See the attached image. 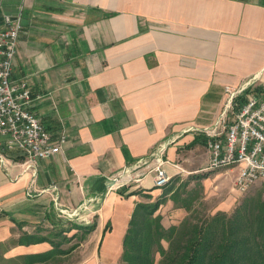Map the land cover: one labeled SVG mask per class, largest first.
I'll return each instance as SVG.
<instances>
[{
  "label": "crops",
  "instance_id": "1",
  "mask_svg": "<svg viewBox=\"0 0 264 264\" xmlns=\"http://www.w3.org/2000/svg\"><path fill=\"white\" fill-rule=\"evenodd\" d=\"M18 11L11 77L27 82L30 109L52 139L66 140L35 171L24 169L19 151L7 154L1 264L51 249L47 241L17 243L25 234L73 233V224L93 222L81 241L92 240L95 253L84 262H116L136 203L159 199L162 187L149 175L106 192V176L160 143L171 179L206 170L207 138L195 128L218 116L224 87L249 81L247 90L264 97V0H0V29ZM156 213L169 227L186 211L167 195Z\"/></svg>",
  "mask_w": 264,
  "mask_h": 264
},
{
  "label": "built area",
  "instance_id": "2",
  "mask_svg": "<svg viewBox=\"0 0 264 264\" xmlns=\"http://www.w3.org/2000/svg\"><path fill=\"white\" fill-rule=\"evenodd\" d=\"M22 21L20 11L5 14L4 26L0 29V169L5 166L7 154L17 150L25 159L24 169L31 167L35 171L39 159L62 151L66 135L52 139L30 109L32 96L27 82L11 77ZM248 88L249 81L240 87L225 86L224 103L218 116L211 124L195 128L207 138L206 170L237 168L234 184L240 193L264 179V97L248 92L245 101L231 112L228 120V109H232L236 98ZM165 147V143H160L146 156L106 176V192L138 184L149 175L154 186L165 187L172 178L165 168L169 163L164 156ZM172 166L180 170L175 162ZM51 188L56 190L54 184ZM31 195L32 192H28V196ZM61 212L73 216L77 209H61Z\"/></svg>",
  "mask_w": 264,
  "mask_h": 264
},
{
  "label": "trees",
  "instance_id": "3",
  "mask_svg": "<svg viewBox=\"0 0 264 264\" xmlns=\"http://www.w3.org/2000/svg\"><path fill=\"white\" fill-rule=\"evenodd\" d=\"M189 183L190 178L182 181L174 177L163 187V195L158 200L136 203L123 236L122 262L154 264L158 253V264H264V194L244 197L229 214L217 211L193 219L192 205L199 192L194 187L188 188ZM167 195L174 206L188 211V215L179 224L164 227L156 212ZM73 227L82 231L83 236H79L82 239L94 229L95 223L73 224ZM46 238L28 234L16 242L28 244ZM162 240L168 243L167 247ZM75 246L66 250L54 247L34 258L47 260L54 252L64 254Z\"/></svg>",
  "mask_w": 264,
  "mask_h": 264
},
{
  "label": "rangeland",
  "instance_id": "4",
  "mask_svg": "<svg viewBox=\"0 0 264 264\" xmlns=\"http://www.w3.org/2000/svg\"><path fill=\"white\" fill-rule=\"evenodd\" d=\"M248 92H252V91L249 89L246 92L239 95L234 101L232 109H228V120L231 118V112L236 111L235 109H237V107L242 103L241 102L242 100L245 101L246 97L248 96ZM234 176H235V170H233V168L231 167H222L215 170H203L193 175L182 176V181L190 178V183L188 185V188L194 187L199 192L198 198L193 202L192 205L191 214L193 219L196 218L199 219L204 216L214 214L217 211H224L229 214L233 211L235 206L244 197L256 196V195H260L261 197H263L264 179L257 181L247 191L240 193L235 188ZM163 190L164 189L162 188V194L160 197H162L163 195ZM187 215H188V211H186V214L183 218H185ZM65 229L66 227L57 229L55 231L46 232L45 235L47 238L44 241H47L52 246L50 250H54L53 249L54 247L58 249L61 248L66 250L70 246L76 245L70 252L60 254L56 251L53 253V255L49 256V258H51L52 261L34 258V255H39V254L26 255L24 256L26 257V261H24L23 263L24 264H89L88 262H84V260L91 258L92 254L94 255L95 253V248L92 245V240L86 239L85 241L82 242L81 241L82 239H80L79 237L82 235L81 230L80 232H78L77 229L73 228L74 231L72 233L71 231L72 228H68V230ZM68 233L70 234L69 236H67ZM72 238L74 239L72 240ZM162 241L164 246L167 247L168 243L164 240ZM37 242H41V241H37ZM33 243L35 242L32 241L31 244ZM57 243L60 244L59 245L60 247L58 246ZM0 248H1L0 250H2V247ZM50 250H48L47 252H49ZM159 258L160 255L156 253L154 264H158ZM0 260H1V256H0ZM117 260L118 261L116 262L102 261L97 264H124L121 258H118ZM35 261H38V263H35Z\"/></svg>",
  "mask_w": 264,
  "mask_h": 264
}]
</instances>
